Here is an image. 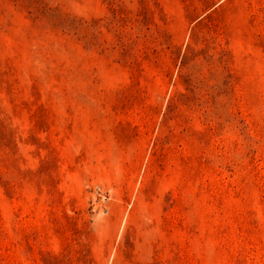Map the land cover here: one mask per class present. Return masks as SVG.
<instances>
[{
    "label": "rangeland",
    "instance_id": "1",
    "mask_svg": "<svg viewBox=\"0 0 264 264\" xmlns=\"http://www.w3.org/2000/svg\"><path fill=\"white\" fill-rule=\"evenodd\" d=\"M0 264H264V0H0Z\"/></svg>",
    "mask_w": 264,
    "mask_h": 264
}]
</instances>
